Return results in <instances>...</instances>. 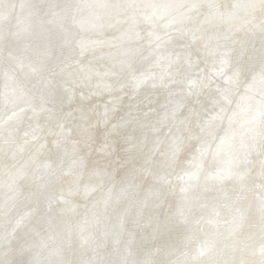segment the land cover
I'll return each instance as SVG.
<instances>
[{
	"label": "rangeland",
	"instance_id": "1",
	"mask_svg": "<svg viewBox=\"0 0 264 264\" xmlns=\"http://www.w3.org/2000/svg\"><path fill=\"white\" fill-rule=\"evenodd\" d=\"M156 1L157 0H118L117 4H109V6H111H107V10H105L106 12H104L99 17H96L98 18L96 28H94L95 24H92V28H86L87 30H74L77 33H74V31H72L73 34L71 40H69L68 42L66 41V43H61L63 48H68L69 45H76L71 53H69L60 62L46 65V67L42 71L35 73L34 75H28V73L22 70V68L18 67L15 63H12V58L8 57L7 54L4 53L0 55V71L2 68L3 71H5L13 81V85H6L3 89L0 90V92H8L12 96L13 100L24 96L23 99H26V104H28V108L20 113H11L15 108H17L19 102L12 107L0 110V264H75L76 261L74 260H77L78 262L80 258H83L81 260L83 264H95V262L97 264L98 261V264H108L109 262H112L109 264H114V262L116 264H166L168 260V264H175V261L176 264H186V262L189 264H196V262L197 264H218V260L220 262L219 264H222L223 262V264H264V161H262L264 160V36H262L264 35V0ZM83 2L84 3L82 4V6L85 4L89 5L93 3V0H89V3L88 0H84ZM225 2L227 4H225ZM146 4H149V8L146 7ZM40 5L42 4H39L38 6ZM153 5L155 8L152 7ZM25 6L29 7V4H26ZM227 6H229L231 9L229 7L227 8ZM241 6L244 8H242ZM250 6L252 9L250 8ZM37 7L33 8L32 11H25L22 14L23 18H29L31 13V16H34ZM98 7L99 6H97L95 10L96 15L98 13ZM141 7L146 9L143 10ZM135 8H137V10L139 11L137 12ZM53 10L54 8L49 6V9L44 15L45 21L48 19L50 12H52ZM126 10H128L129 12ZM249 10H251V13L249 12ZM231 11L235 13L233 14L232 12L231 14ZM105 13H107L106 17H104ZM127 13L129 15H127ZM158 14L160 15L157 18ZM45 16L47 17L46 19ZM71 18V14H66L60 19H57L52 24L53 27L50 26V28L52 27L53 29H55V31L64 29V32H69L71 27ZM219 21H221L222 23ZM58 22H60V24ZM130 22H132V24ZM118 23L120 24L118 25ZM212 24L215 27H213ZM108 27H111V31ZM50 28H47V30H50ZM258 29H260L261 31H258ZM45 31L46 30H44L43 33ZM115 34H117V36H115ZM42 36L43 34L42 32H40V34L38 33L33 38H30L31 41H26L27 43L25 42L23 44V47L27 48L25 50H29L30 48L31 50H33V48H35V46L37 45L36 42L38 43ZM73 36H75L76 39H74ZM241 37L246 38L241 39ZM165 38L169 40L166 46L154 49L153 45L159 43ZM249 38H251V42L248 41ZM203 40L205 41V43ZM193 45L195 47L199 46L200 48L191 47ZM77 46L78 50H76ZM192 48L195 51H193ZM240 50H242L244 53L242 51L240 53ZM252 50L253 53H251ZM260 50H262L261 53ZM183 52L185 53L182 54ZM160 57L161 61L154 60ZM235 57H237L238 60ZM250 57L252 58V60H247L251 59ZM29 59H31V62H34V56H32L31 54L29 56ZM198 60H200V62ZM207 60L208 63H206ZM227 60L228 62L230 61V64L227 62ZM259 60L261 62L263 61V63H261ZM201 61L205 62L202 63ZM92 62H95V64H92ZM127 63L129 64L128 66L130 68L128 66H125ZM195 63H197L198 65L196 66ZM253 63L257 64L254 65ZM89 64L92 67H90ZM224 64L225 67L221 74H217L216 70L221 69L220 66ZM232 64L236 66H233ZM115 65L117 66L114 67ZM143 65L145 66L143 67ZM214 67L216 69H214ZM236 67L239 69L242 75L237 71L238 69H236ZM258 67L259 70L257 71ZM95 68L96 71H94ZM174 68L176 70H174ZM178 68L182 71H180ZM248 68H250V70ZM191 69H193L194 71ZM241 70H243V72ZM251 70L254 72V74ZM101 71L103 75L101 74ZM120 71L122 73H120ZM115 72L117 75L115 74ZM118 73L120 75H118ZM235 73H239V75L236 74L238 77H236ZM132 74L134 76H132ZM193 74L196 76H194ZM92 75H94L95 77H93ZM127 75H129V77ZM123 76L126 78H124ZM227 78L229 79L227 80ZM132 80L134 81L132 82ZM235 80H237L236 82L237 85H239V90L237 89V85L235 86L236 83L234 84ZM145 82L147 84H144V86H142ZM244 82H246V85H244ZM138 86L141 87L139 88ZM219 87L221 88V90ZM231 91L233 92V94ZM221 92L225 93V96L221 94ZM181 93L182 95H180ZM234 93L236 94L234 95ZM247 93L251 94V96L254 98L256 96L257 100L260 99L257 104L259 105L258 111L260 113H258L257 116H259L260 119L258 120V118H256V122L254 124L255 127L253 126L254 128H244V126L241 125L242 118L245 116V113L243 112L241 107ZM228 95H230L231 97ZM221 96L223 97V100H221ZM240 99L242 100L240 101ZM227 100L230 106H227ZM173 106L175 107L171 113L169 120L160 124L158 127L157 125L159 124L158 121L160 119V116H167L168 111H170ZM231 106L232 108L230 109ZM225 109H227V111ZM4 117H7L8 121L10 122L3 123L2 119ZM221 119L224 122L220 121ZM234 120H236L235 123L233 122ZM227 122L230 125H228ZM219 124H221L222 126ZM215 125L217 128L214 127ZM218 126H221L220 129ZM221 128H224V131ZM236 128L237 131H235ZM238 128H240L241 130ZM247 130L250 131L247 132ZM211 133L212 135H214L212 136ZM220 133H223L224 135ZM257 135L260 136V138L262 136V139H260V143L258 139L255 140V137L259 138ZM250 136H253L252 138H254L252 139V144L254 140L256 142L258 141L257 143L254 142V144L257 145L256 149L255 147H253L251 151L252 153L250 151L246 152L248 146L239 150V145L243 143L244 140L251 138ZM223 142L226 144H224ZM234 142H238L239 144H235ZM219 145H222V147H219ZM199 147L202 148L200 149ZM260 147L262 150L260 149ZM191 149H193L194 151ZM257 149L259 153L261 151L262 152L260 154H257ZM223 152H225L224 156ZM233 153L238 154L233 155ZM260 155L261 157H259ZM232 156H234L235 160H237V166H240H236V171L235 173H233V177H229L226 174L224 175V173L226 172L223 171V168L226 160H229V158H232ZM15 161L18 163H16ZM192 162L194 163V165ZM191 164L192 167L190 169ZM42 166L44 167L43 169H41ZM246 166H249L251 170ZM195 167L196 170H194ZM256 169L258 170L257 172ZM252 172L254 173V175ZM201 176L203 178H201ZM187 181H193V184L188 187V190L192 191H188L187 194L190 195L189 197H191L190 199L192 200L194 205L192 206V208L185 212L186 205L181 204L180 197L182 195V188ZM239 181L240 183L242 182L243 185L242 183L240 184ZM199 182H201V184ZM154 185L155 187H153ZM194 185H197L195 186L196 188L194 187ZM198 186L200 188L197 189ZM205 186L207 187L206 189ZM201 187L204 188L201 189ZM160 188L162 190H160ZM251 188L255 189L252 190ZM159 190L162 193H160ZM150 192L152 193L150 194ZM195 192L198 194H196ZM157 193L159 195V198L157 197ZM120 197H122L123 200L122 198L120 199ZM140 197L142 199H140ZM249 197L251 198V200ZM148 200H150L151 202ZM166 201L169 202L171 207L168 202L167 204L165 203ZM174 201L176 202V204ZM93 202H95L94 205ZM117 202H120V204H118ZM140 202L141 206H138L140 205ZM148 202L151 205H149ZM177 202L179 203L177 204ZM108 204L110 206H108ZM173 204L175 205L173 206ZM206 204H208V206ZM258 206L261 208H259ZM107 207H111V209ZM139 207L141 208L139 209ZM154 207H156L157 210ZM209 207L211 208L209 209ZM145 208L147 209L145 210ZM152 208L154 210H152ZM176 208L179 210H177ZM118 209L120 211H117ZM86 210L88 211V213ZM198 210L200 213L198 212ZM170 211L172 213H170ZM160 212L165 216L161 215ZM146 213L149 216H146ZM175 213L181 215L185 213L184 215L187 218L183 216V219H181L179 222L172 223L170 222V219L173 215H175ZM233 213L236 215H234ZM116 214L118 216H116ZM257 214H259V216ZM150 215L153 219L150 217ZM83 217L84 219H86L84 220ZM161 222L163 224H161L160 226ZM72 225L75 226L72 227ZM175 226L177 228H175ZM74 227L76 228L74 229ZM169 228L172 230H170ZM83 229H85L86 231ZM159 230H161V232ZM105 232L107 233L105 234ZM258 233L260 235H258ZM158 234L160 236H158ZM261 234L263 235L261 236ZM36 235L38 236V238ZM62 235L63 237H61ZM46 237L48 238L46 239ZM132 237L134 238V240H132ZM33 238H37V241H33ZM50 238L53 239L51 240ZM55 238L56 240L58 239V242H56ZM261 239L263 240V243ZM43 241L48 244L45 245V242ZM155 241H157L156 244ZM197 241L200 243H198ZM81 242L82 244H80ZM55 243H57L58 246L60 245L61 247L63 246L64 248H66H63V250L61 249L63 254L60 253V255L55 256V258L51 260L53 263H50L51 261L49 262L44 254L46 249L45 246L48 248H52ZM117 243L119 244L117 246V249L121 248V250H124V252H118V250H114L113 244ZM134 243L136 244V246L134 245ZM205 244H208L209 246ZM98 248L100 250H98ZM130 250L131 252L129 253ZM64 251H66L67 253H64ZM131 253L134 257L131 255ZM226 253L227 257H225ZM74 254H78V257ZM193 254H195L196 256ZM198 254H200V256ZM183 255L185 256V258ZM155 256H157V259H155ZM172 257H174L175 259ZM189 257L191 259H189ZM213 257H216V259ZM151 258L152 260L155 259L153 260L155 262L150 260ZM199 258L200 260H198ZM134 259L136 260L134 261ZM145 259L148 261H146ZM162 260L165 261V263ZM213 260L217 261V263L215 261L213 262ZM234 261L237 262L235 263Z\"/></svg>",
	"mask_w": 264,
	"mask_h": 264
},
{
	"label": "water",
	"instance_id": "2",
	"mask_svg": "<svg viewBox=\"0 0 264 264\" xmlns=\"http://www.w3.org/2000/svg\"><path fill=\"white\" fill-rule=\"evenodd\" d=\"M0 0V55L7 54L8 57L12 58V63H15L18 67L22 68L28 75H34L42 71L46 65L57 63L62 61L69 53L73 51L76 45H69L68 48L62 46V42H68L72 38V31L73 30H84L86 28H91L90 25L95 24L97 27V19L102 15L105 10H107V6L109 4H117L118 0H93L92 4L83 5L84 0ZM29 4V7L25 6ZM51 6L54 8L48 19L46 21L41 22L40 27L37 30H32L31 25H27L26 21L34 22V18L31 13L28 20L23 19V13L25 11H32L33 8L37 7L39 4H44ZM99 4V5H96ZM96 5V6H95ZM25 6V7H24ZM98 8V14L96 15L95 10ZM149 4H146L148 7ZM142 8V7H141ZM104 9V11H103ZM146 9V8H142ZM51 11V10H50ZM66 14H71V27L69 32H64L63 30L55 31L52 27L50 30H47L57 19H60L62 16ZM160 14H158L157 18ZM107 16V13H105ZM47 17L45 16V19ZM39 19V18H38ZM77 22V23H76ZM26 23V24H25ZM25 25V26H24ZM33 25V24H32ZM110 25V24H109ZM22 26H24L22 28ZM83 26V28H82ZM43 36L41 37L40 41L37 43L33 50H25L26 48L23 47V44L28 41L30 38H33L38 33L43 32ZM168 39L165 38L159 43L153 45L154 49L162 48L166 46L168 43ZM78 50V46L77 49ZM30 54L34 56V62H31L29 59ZM155 60L161 61L160 58H156ZM1 63V62H0ZM127 63L125 66H128ZM221 69L216 70L217 74H221L223 71L225 64L221 66ZM159 69V68H157ZM161 70V69H159ZM139 76V75H138ZM147 84L146 82L143 83ZM6 85H13V81L11 77L3 71L1 68L0 71V90L3 89ZM0 92V110L6 109L16 105L18 102L17 108L14 109L11 113H20L25 111L28 108V104H26L27 100L23 99V97L17 98L13 100L12 96L8 92ZM251 100H255L254 102L258 104V100L251 96ZM212 103V101H211ZM247 104L248 107L251 105L250 102L243 100L242 102V110L245 113L244 117L249 116V111L247 112ZM177 105V104H176ZM175 106H173L170 111H168V115L165 117L160 116L158 121V127L160 124L169 120L171 113ZM255 108V107H254ZM10 114V113H9ZM8 114V115H9ZM243 117V118H244ZM242 122L241 125L248 128L254 126L255 123H250L249 121L245 120ZM251 121V120H250ZM2 122H10L8 121L7 117L2 119ZM249 124V125H248ZM247 144L241 143L239 146V150L247 147ZM253 149V147L251 148ZM252 151V150H251ZM250 151V152H251ZM230 167V170L227 171L226 167ZM237 160H235L234 156L226 160L224 164V168L226 174L229 177H233V173L236 171ZM44 167H42L43 169ZM193 184V181H187L182 188V195L180 197V202L183 205H186L185 212L188 211L193 206V202L190 199L188 192V187ZM188 196V197H187ZM211 207H209L210 209ZM185 214V213H184ZM184 215L175 214L171 217L170 222H179ZM235 227V225H234ZM233 229V228H232ZM118 244H114V250L118 252L121 251L117 249Z\"/></svg>",
	"mask_w": 264,
	"mask_h": 264
},
{
	"label": "bare ground",
	"instance_id": "3",
	"mask_svg": "<svg viewBox=\"0 0 264 264\" xmlns=\"http://www.w3.org/2000/svg\"><path fill=\"white\" fill-rule=\"evenodd\" d=\"M43 1H45V0H43ZM157 1H158V0H157ZM157 1H156V2H157ZM160 1H161V0H160ZM230 1H231V0H230ZM235 1H236V0H235ZM91 2H92V1H91ZM156 2H155V3H156ZM163 2H164V1H163ZM83 3H84V2H83ZM88 3H89V0H88ZM119 3H120V2H119ZM258 3H259V2H258ZM27 4H28V3H27ZM91 4H92V3H91ZM122 4H123V3H122ZM150 4H151V3H150ZM157 4H158V3H157ZM225 4H227V3L225 2ZM251 4H252V3H251ZM85 5H87V4H85ZM155 5H156V4H155ZM228 5H229V4H228ZM231 5H232V4H231ZM233 5H234V4H233ZM244 5H245V4H244ZM110 6H111V5H110ZM110 6L108 5V7H110ZM113 6H114V5H113ZM120 6H121V5H120ZM133 6H135V5H133ZM257 6H258V5H257ZM262 6H263V5H262ZM114 7H115V6H114ZM152 7H154V5H153ZM228 7H229V6H227V8H228ZM241 7H242V6H241ZM112 8H113V7H112ZM148 8H149V7H148ZM154 8H155V7H154ZM157 8H159V7H157ZM157 8H156V9H157ZM229 8H230V7H229ZM235 8H236V7H235ZM242 8H244V7H242ZM245 8H246V7H245ZM250 8H251V6H250ZM41 9H42V10H41ZM48 9H49V6H48V5H45V3L42 4V5H40V6H38V7L36 8V10H35V14H34V16H33V18H34V22L32 23V21H26L27 25H31L32 30H34V31L37 30V29L40 27V24H42L41 22L45 21V20H44V15H45V13H46V11H47ZM98 9H99V8H98ZM130 9H131V7H130ZM135 9L137 10V8H135ZM151 9H152V8H151ZM230 9H231V8H230ZM238 9H240V8H238ZM251 9H252V8H251ZM116 10H117V9H116ZM116 10H115V11H116ZM120 10H121V9H120ZM132 10H133V9H132ZM143 10H144V9H143ZM143 10H142V11H143ZM149 10H150V9H149ZM157 10H158V9H157ZM225 10H226V8H225ZM245 10H247V9H245ZM261 10H262V9H261ZM97 11H98V10H97ZM103 11H104V10H103ZM126 11H128V10H126ZM138 11H139V10H137V12H138ZM145 11H146V10H145ZM181 11H182V10H181ZM228 11H229V10H228ZM250 11H251V10H249V12H250ZM255 11H256V10H255ZM117 12H119V11H117ZM128 12H129V11H128ZM131 12H132V11H131ZM143 12H144V11H143ZM223 12H224V11H223ZM223 12H222V13H223ZM226 12H227V11H226ZM232 12H233V11H231V14H232ZM253 12H254V11H253ZM234 13H235V12H233V14H234ZM239 13H240V12H239ZM242 13H243V12H242ZM244 13H245V12H244ZM250 13H251V12H250ZM97 14H98V13H97ZM115 14H116V13H115ZM121 14H122V13H121ZM124 14H125V13H124ZM131 14H133V13H131ZM131 14H130V15H131ZM134 14H135V13H134ZM223 14H224V13H223ZM127 15H129V14L127 13ZM147 15H149V14H147ZM201 15H202V14H201ZM213 15H214V14H213ZM236 15H237V14H236ZM236 15H235V16H236ZM240 15H241V14H240ZM114 16H115V15H114ZM150 16H151V15H150ZM183 16H184V15H183ZM205 16H206V15H205ZM205 16H204V17H205ZM221 16H222V14H221ZM235 16H234V17H235ZM237 16H238V15H237ZM242 16H243V15H242ZM257 16H258V14H257ZM67 17H68V16H67ZM104 17H106V16H104ZM130 17H131V16H130ZM148 17H149V16H148ZM186 17H187V15H186ZM211 17H212V16H211ZM213 17H214V16H213ZM38 18H39V19H38ZM139 18H140V17H139ZM141 18H142V17H141ZM143 18H144V17H143ZM214 18H215V17H214ZM220 18H221V17H220ZM224 18H225V17H224ZM257 18H258V17H257ZM23 19L28 20V18H23ZM107 19H108V17H107ZM127 19H128V18H127ZM130 19H133V18H130ZM210 19H211V18H210ZM212 19H213V18H212ZM218 19H219V18H218ZM231 19H232V18H231ZM244 19H245V18H244ZM255 19H256V18H255ZM112 20H113V19H112ZM208 20H209V19H208ZM233 20H234V19H233ZM235 20H236V19H235ZM246 20H247V19H246ZM70 21H71V20H70ZM70 21H69V22H70ZM109 21H110V20H109ZM136 21H137V20H136ZM138 21H139V20H138ZM185 21H186V20H185ZM211 21H212V20H211ZM247 21H248V20H247ZM140 22H141V21H140ZM207 22H208V21H207ZM215 22H216V21H215ZM219 22H221V21H219ZM258 22H259V21H258ZM26 23H25V24H26ZM58 23L60 24V22H58ZM76 23H77V22H76ZM107 23H110V22H107ZM111 23H112V22H111ZM130 23L132 24V22H130ZM130 23H129V24H130ZM133 23H134V22H133ZM137 23H138V22H137ZM137 23H136V24H137ZM141 23H142V22H141ZM221 23H222V22H221ZM223 23H224V21H223ZM246 23H247V22H246ZM248 23H249V22H248ZM32 24H33V25H32ZM66 24H67V23H66ZM105 24H106V23H105ZM119 24H120V23H118V25H119ZM139 24H140V23H139ZM144 24H145V23H144ZM195 24H196V23H195ZM219 24H220V23H219ZM235 24H236V23H235ZM54 25H55V24H54ZM61 25H62V24H61ZM68 25H69V24H68ZM118 25H117V26H118ZM142 25H143V24H142ZM212 25H213V24H212ZM212 25H211V26H212ZM223 25H224V24H223ZM262 25H263V24H262ZM24 26H25V25H24ZM24 26H23V27H24ZM51 26H52V25H51ZM65 26H66V25H65ZM91 26H92V25H91ZM106 26H107V25H106ZM137 26H138V25H137ZM234 26H235V25H234ZM244 26H245V25H244ZM244 26H243V27H244ZM263 26H264V25H263ZM52 27H53V26H52ZM63 27H64V26H63ZM69 27H70V26H69ZM94 27H95V26H94ZM130 27H131V26H130ZM141 27H142V26H141ZM189 27H190V26H189ZM213 27H215V26L213 25ZM221 27H222V26H221ZM241 27H242V26H241ZM49 28H50V27H49ZM49 28H48V29H49ZM54 28H55V27H54ZM56 28H57V26H56ZM91 28H92V27H91ZM108 28H110V31H111V27H108ZM117 28H118V27H117ZM128 28H129V27H128ZM251 28H252V27H251ZM260 28H261V26H260ZM65 29H66V28H65ZM68 29H69V28H68ZM119 29H120V28H119ZM188 29H189V28H188ZM214 29H215V28H214ZM221 29H222V28H221ZM263 29H264V28H263ZM57 30H58V29H57ZM63 30H64V29H63ZM86 30H87V29H86ZM93 30H94V29H93ZM122 30H123V29H122ZM124 30H125V29H124ZM138 30H140V29H138ZM245 30H246V28H245ZM252 30H253V29H252ZM252 30H250V31H252ZM255 30H256V29H255ZM259 30H260V29H258V31H259ZM73 31H74V30H73ZM77 31H78V30H77ZM98 31H99V30H98ZM113 31H114V30H113ZM117 31H118V30H117ZM125 31H126V30H125ZM142 31H144V30H142ZM177 31H178V30H177ZM217 31H218V27H217ZM241 31H242V30H241ZM256 31H257V30H256ZM260 31H261V30H260ZM104 32H105V31H104ZM104 32H103V33H104ZM126 32H127V31H126ZM128 32H129V31H128ZM210 32H211V30H210ZM212 32H214V31H212ZM239 32H240V31H239ZM242 32H243V31H242ZM44 33H45V32H44ZM74 33H77V32L74 31ZM95 33H96V32H95ZM97 33H98V32H97ZM99 33H100V32H99ZM121 33H122V32H121ZM123 33H124V32H123ZM131 33H132V31H131ZM144 33H145V32H144ZM215 33H216V32H215ZM235 33H236V32H235ZM240 33H241V32H240ZM240 33H239V34H240ZM39 34H40V33H39ZM42 34H43V32H42ZM136 34H137V33H136ZM209 34H210V33H209ZM216 34H217V33H216ZM245 34H246V33H245ZM245 34H244V35H245ZM252 34H253V33H252ZM261 34H262V33H261ZM179 35H180V34H179ZM179 35H178V36H179ZM210 35H211V34H210ZM213 35H214V34H213ZM218 35H219V34H218ZM244 35H243V36H244ZM248 35H249V34H248ZM87 36H88V35H87ZM115 36H117V34H115ZM178 36H177V37H178ZM235 36H236V35H235ZM252 36H253V35H252ZM256 36H257V35H256ZM262 36H264V35H262ZM77 37H78V36H77ZM104 37H105V36H104ZM144 37H145V36H144ZM180 37H181V36H180ZM209 37H211V36H209ZM239 37H240V36H239ZM239 37H238V38H239ZM250 37H251V36H250ZM36 38H37V37H36ZM73 38L76 39L75 36H73ZM94 38H95V37H94ZM110 38H111V37H110ZM136 38H137V37H136ZM238 38H236V39H238ZM242 38H246V37H241V39H242ZM247 38H248V36H247ZM115 39H116V38H115ZM201 39H202V38H201ZM231 39H232V38H231ZM250 39H251V38H249L248 41L251 42ZM252 39H253V38H252ZM29 40H30V39H29ZM33 40H34V39H33ZM100 40H101V39H100ZM126 40H128V39H126ZM135 40H136V39H135ZM173 40H175V39H173ZM207 40H208V39H207ZM209 40H210V39H209ZM244 40H245V39H244ZM260 40H261V38H260ZM30 41H31V40H30ZM30 41H29V42H30ZM37 41H38V40H37ZM118 41H119V40H118ZM200 41H202V40H200ZM200 41H199V42H200ZM203 41H204V40H203ZM216 41H217V40H216ZM234 41H235V40H234ZM236 41H237V40H236ZM73 42H74V41H73ZM76 42H77V41H76ZM212 42H213V41H212ZM246 42H247V39H246ZM246 42H245V43H246ZM26 43H27V42H26ZM31 43H32V42H31ZM65 43H66V42H65ZM74 43H75V42H74ZM84 43H85V42H84ZM102 43H103V42H102ZM110 43H111V42H110ZM174 43H175V42H174ZM190 43H191V42H190ZM190 43H189V44H190ZM197 43H198V42H197ZM204 43H205V41H204ZM208 43H209V42H208ZM245 43H244V45H245ZM263 43H264V42H263ZM32 44H33V43H32ZM36 44H37V42H36ZM106 44H107V43H106ZM131 44H132V43H131ZM171 44H172V42H171ZM191 44H192V43H191ZM193 44H194V43H193ZM195 44H196V43H195ZM206 44H207V42H206ZM239 44H241V43H239ZM25 45H26V44H25ZM25 45H24V46H25ZM33 45H34V44H33ZM33 45H32V46H33ZM66 45H67V44H66ZM104 45H105V44H104ZM114 45H116V44H114ZM127 45H128V44H127ZM144 45H145V44H144ZM214 45H215V43H214ZM218 45H219V44H218ZM231 45H233V44H231ZM236 45H237V44H236ZM236 45H234V46H236ZM244 45H243V46H244ZM79 46H80V45H79ZM145 46H146V45H145ZM239 46H240V45H239ZM243 46H242V47H243ZM251 46H253V45H251ZM251 46H250V47H251ZM260 46H261V45H260ZM29 47H30V46H29ZM191 47H195V46L193 45V46H191ZM196 47L200 48L199 46H196ZM196 47H195V48H196ZM213 47H214V46H213ZM220 47H222V46H220ZM256 47H257V46H256ZM256 47H255V48H256ZM263 47H264V45H263ZM113 48H114V47H113ZM121 48H122V47H121ZM132 48H133V47H132ZM217 48H218V47H217ZM232 48H233V47H232ZM244 48H245V47H244ZM248 48H249V47H248ZM258 48H259V47H258ZM261 48H262V47H261ZM26 49H27V48H26ZM30 49H31V48H30ZM105 49H106V48H105ZM150 49H151V48H150ZM184 49H185V48H184ZM192 49H193V48H192ZM207 49H208V47H207ZM213 49H214V48H213ZM256 49H257V48H256ZM199 50H200V49H199ZM203 50H204V47H203ZM225 50H226V49H225ZM235 50H236V49H235ZM238 50H239V49H238ZM243 50H245V49H243ZM248 50H250V49H248ZM248 50H247V51H248ZM253 50H254V49H253ZM253 50H252L251 53H253ZM257 50H258V49H257ZM257 50H255V51H257ZM262 50H263V49H262ZM262 50H260V53H261ZM180 51H181V50H180ZM193 51H195V50L193 49ZM193 51H192V52H193ZM207 51H208V50H207ZM241 51H242V50H240V53H241ZM247 51H246V52H247ZM113 52H114V51H113ZM122 52H123V51H122ZM158 52H159V51H158ZM189 52H191V51H189ZM198 52H199V51H198ZM242 52H243V51H242ZM258 52H259V51H258ZM170 53H171V52H170ZM184 53H185V52H183L182 54H184ZM203 53H204V52H203ZM232 53H233V52H232ZM243 53H244V52H243ZM243 53H242V54H243ZM249 53H250V52H249ZM255 53H257V52H255ZM119 54H120V53H119ZM119 54H118V55H119ZM179 54H180V53H179ZM189 54H191V53H189ZM199 54H200V53H199ZM209 54H210V52H209ZM235 54H237V53H235ZM238 54H239V53H238ZM258 54H259V53H258ZM114 55H115V53H114ZM126 55H127V53H126ZM128 55H129V54H128ZM142 55H143V54H142ZM145 55H146V53H145ZM187 55H188V54H187ZM246 55H247V53H246ZM249 55H250V54H249ZM249 55H248V56H249ZM251 55H253V54H251ZM254 55H255V54H254ZM3 56H4V55H3ZM160 56H161V55H160ZM188 56H189V55H188ZM191 56H193V55H191ZM201 56H202V55H201ZM203 56H204V54H203ZM209 56H210V55H209ZM239 56H240V55H239ZM242 56H243V55H242ZM90 57H91V56H90ZM112 57H113V56H112ZM119 57H120V56H119ZM199 57H200V56H199ZM211 57H212V56H211ZM232 57H233V56H232ZM255 57H256V56H255ZM257 57H258V56H257ZM68 58H69V57H68ZM74 58H75V57H74ZM88 58H89V57H88ZM109 58H110V57H109ZM120 58H121V57H120ZM131 58H132V57H131ZM138 58H139V57H138ZM205 58H208V57H205ZM220 58H221V57H220ZM227 58H228V57H227ZM235 58L237 59V57H235ZM241 58H242V57H241ZM246 58H247V57H246ZM246 58H245V59H246ZM250 58H251V57H250ZM113 59H114V58H113ZM118 59H119V58H118ZM125 59H126V58H125ZM189 59H191V58H189ZM196 59H197V58H196ZM198 59H199V58H198ZM210 59H211V58H210ZM210 59H208V60H210ZM231 59H232V58H231ZM255 59H256V58H255ZM257 59H258V58H257ZM260 59H261V58H260ZM1 60H2V59H1ZM79 60H80V59H79ZM116 60H117V59H116ZM130 60H131V59H130ZM137 60H138V59H137ZM148 60H150V59H148ZM154 60H155V59H154ZM200 60H201V59H200ZM200 60H198V61L200 62ZM208 60H207L206 63H208ZM221 60H222V59H221ZM237 60H238V59H237ZM239 60H240V58H239ZM247 60L250 61V60H252V58H251V59H247ZM123 61H124V60H123ZM212 61H213V60H212ZM235 61H236V60H235ZM235 61H234V62H235ZM241 61H242V60H241ZM259 61H260V60H259ZM7 62H8V61H7ZM89 62H90V60H89ZM105 62H106V61H105ZM108 62H109V61H108ZM116 62H117V61H116ZM133 62H134V61H133ZM140 62H141V61H140ZM190 62H191V61H190ZM194 62H195V60H194ZM201 62H202V61H201ZM204 62H205V61H204ZM204 62H202V63H204ZM227 62H228V60H227ZM227 62H226V63H227ZM234 62H233V64H234ZM242 62H243V61H242ZM244 62H245V61H244ZM260 62H261V61H260ZM8 63H9V62H8ZM114 63H115V62H114ZM129 63H130V62H129ZM136 63H137V62H136ZM142 63H143V61H142ZM174 63H175V62H174ZM188 63H189V62H188ZM191 63H192V62H191ZM226 63H225V64H226ZM228 63L230 64V61H229ZM247 63H248V61H247ZM250 63H251V62H250ZM261 63H263V61H262ZM52 64H53V63H52ZM81 64H82V63H81ZM86 64H87V63H86ZM90 64H91V63H90ZM90 64H89V65H90ZM92 64H95V62H94V63L92 62ZM92 64H91V65H92ZM167 64H168V63H167ZM175 64H176V63H175ZM185 64H186V63H185ZM189 64H190V63H189ZM192 64H193V63H192ZM195 64H196V66L198 65L197 63H195ZM215 64H216V62H215ZM217 64H218V63H217ZM219 64H220V63H219ZM233 64H232V65H233ZM237 64H238V63H237ZM253 64H254V63H253ZM255 64H257V63H255ZM255 64H254V65H255ZM263 64H264V63H263ZM91 65H90V67H92ZM111 65H112V64H111ZM111 65H110V66H111ZM156 65H157V64H156ZM171 65H172V63H171ZM204 65H205V64H204ZM246 65H247V64H246ZM249 65H250V64H249ZM258 65H259V64H258ZM56 66H57V65H56ZM101 66H102V64H101ZM105 66H106V65H105ZM110 66H109V67H110ZM112 66H113V65H112ZM116 66H117V65H115L114 67H116ZM120 66H121V64H120ZM137 66H138V65H137ZM144 66H145V65H143V67H144ZM174 66H175V65H174ZM181 66H182V65H181ZM183 66H184V65H183ZM190 66H191V65H190ZM196 66H195V67H196ZM215 66H216V65H215ZM233 66H236V65H233ZM238 66H239V65H238ZM238 66H237V67H238ZM90 67H89V68H90ZM128 67H129V66H128ZM141 67H142V66H141ZM168 67H169V66H168ZM187 67H188V65H187ZM187 67H186V69H187ZM191 67H192V66H191ZM198 67H199V66H198ZM220 67H221V66H220ZM230 67H231V66H230ZM237 67H236V69H238ZM246 67H247V66H246ZM250 67H251V66H250ZM256 67H257V66H256ZM77 68H78V66H77ZM89 68H88V70H89ZM106 68H108V67H106ZM129 68H130V67H129ZM133 68H134V67H133ZM147 68H148V67H147ZM169 68H170V67H169ZM209 68H210V66H209ZM221 68H222V67H221ZM228 68H229V66H228ZM240 68H241V66H240ZM251 68H252V67H251ZM10 69H11V68H10ZM48 69H49V68H48ZM102 69H103V68H102ZM104 69H105V68H104ZM118 69H119V68H118ZM131 69H132V68H131ZM165 69H166V68H165ZM178 69H179V68H178ZM181 69H183V68H181ZM214 69H216V68L214 67ZM248 69L250 70V68H248ZM248 69H247V70H248ZM255 69H257V68H255ZM74 70H75V69H74ZM86 70H87V69H86ZM128 70H129V69H128ZM136 70H137V69H136ZM140 70H141V69H140ZM145 70H146V69H145ZM174 70H176V69L174 68ZM174 70H173V71H174ZM179 70H180V69H179ZM191 70H193V69H191ZM209 70H210V69H209ZM229 70H230V69H229ZM234 70H235V69H234ZM247 70H246V71H247ZM258 70H259V67H258L257 71H258ZM58 71H59V70H58ZM94 71H96V68H95ZM99 71H100V70H99ZM116 71H117V70H116ZM126 71H127V70H126ZM126 71H125V72H126ZM130 71H131V70H130ZM132 71H133V70H132ZM158 71H159V70H158ZM165 71H166V70H165ZM180 71H182V70H180ZM193 71H194V70H193ZM237 71L240 73L239 69H238ZM241 71L243 72V70H241ZM251 71H252V70H251ZM251 71H250V72H251ZM70 72H71V71H70ZM78 72H79V71H78ZM105 72H106V71H105ZM110 72H111V71H110ZM113 72H114V71H113ZM117 72H118V71H117ZM186 72H187V71H186ZM189 72H190V71H189ZM191 72H192V71H191ZM196 72H197V71H196ZM211 72H212V71H211ZM214 72H215V70H214ZM230 72H231V71H230ZM252 72H253V71H252ZM120 73H122V72L120 71ZM131 73H132V72H131ZM135 73H136V71H135ZM135 73H133V74H135ZM152 73H153V72H152ZM178 73H179V72H178ZM180 73H181V72H180ZM231 73H232V72H231ZM231 73H230V74H231ZM239 73H238V74L235 73V75H236V74L239 75ZM247 73H248V72H247ZM53 74H54V73H53ZM76 74H79V73H76ZM91 74H92V73H91ZM98 74H99V73H98ZM101 74H102V71H101ZM115 74H116V72H115ZM128 74H129V72H128ZM133 74H132V76H134ZM140 74H141V73H140ZM144 74H145V73H144ZM169 74H170V73H169ZM181 74H182V73H181ZM194 74H195V73H194ZM194 74H193V75H194ZM206 74H207V73H206ZM208 74H209V73H208ZM225 74H226V73H225ZM227 74H228V72H227ZM240 74H241V73H240ZM253 74H254V72H253ZM260 74H261V73H260ZM13 75H14V74H13ZM67 75H68V74H67ZM71 75H72V74H71ZM89 75H90V74H89ZM102 75H103V74H102ZM102 75H101V76H102ZM104 75H106V74H104ZM111 75H112V74H111ZM116 75H117V74H116ZM118 75H120V74L118 73ZM233 75H234V74H233ZM237 75H236V77H238ZM241 75H242V74H241ZM241 75H240V76H241ZM243 75H244V73H243ZM256 75H257V73H256ZM68 76H69V75H68ZM82 76H84V75H82ZM85 76H86V75H85ZM92 76L95 77L94 75H92ZM97 76H99V75H97ZM121 76H122V74H121ZM127 76L129 77V75H127ZM167 76H168V73H167ZM170 76H171V75H170ZM181 76H182V75H181ZM194 76H196V75H194ZM247 76H248V75H247ZM251 76H252V74H251ZM46 77H47V76H46ZM75 77H76V76H75ZM78 77H79V76H78ZM93 77H92V78H93ZM109 77H110V75H109ZM123 77H124V76H123ZM190 77H193V76H190ZM39 78H40V77H39ZM92 78H91V79H92ZM106 78H107V77H106ZM124 78H126V77H124ZM133 78H134V77H133ZM145 78H146V77H145ZM198 78H199V77H198ZM229 78H230V77H229ZM229 78H227V80H228ZM248 78H249V77H248ZM257 78H258V77H257ZM262 78H263V77H262ZM58 79H59V78H58ZM58 79H57V80H58ZM88 79H89V78H88ZM114 79H115V77H114ZM190 79H191V78H190ZM204 79H205V78H204ZM207 79H208V78H207ZM231 79H232V78H231ZM233 79H234V78H233ZM235 79H236V78H235ZM244 79H245V78H244ZM244 79H243V80H244ZM52 80H53V79H52ZM57 80H56V81H57ZM121 80H123V79H121ZM135 80H136V79H135ZM147 80H148V79H147ZM180 80H181V79H180ZM191 80H192V79H191ZM194 80H196V79H194ZM205 80H206V79H205ZM227 80H226V81H227ZM248 80H251V79H248ZM255 80H256V78H255ZM106 81H107V80H106ZM129 81H130V80H129ZM133 81H134V80H132V82H133ZM136 81H137V80H136ZM233 81H234V80H233ZM233 81H232V82H233ZM236 81H237V80H235V82H234V84L236 83L235 86L237 85V82H236ZM262 81H263V80H262ZM18 82H19V81H18ZM60 82H61V81H60ZM124 82H125V81H124ZM132 82H131V83H132ZM192 82H193V81H192ZM232 82H231V83H232ZM251 82H253V81H251ZM102 83H103V80H102ZM222 83H224V82H222ZM245 83H246V82H244V85H246ZM247 83H248V82H247ZM261 83H262V82H261ZM263 83H264V82H263ZM44 84H45V83H44ZM51 84H52V83H51ZM91 84H92V82H91ZM93 84H94V82H93ZM96 84H97V83H96ZM113 84H114V83H113ZM193 84H194V83H193ZM212 84H213V83H212ZM218 84H219V82H218ZM220 84H221V83H220ZM242 84H243V82H242ZM100 85H101V84H100ZM102 85H103V84H102ZM126 85H127V84H126ZM224 85H225V84H224ZM240 85H241V83H240ZM63 86H64V85H63ZM95 86H96V85H95ZM109 86H110V85H109ZM219 86H220V85H219ZM229 86H230V85H229ZM231 86H232V85H231ZM238 86H239V85H237V89H238ZM242 86H243V85H242ZM105 87H106V86H105ZM138 87H139V86H138ZM140 87H141V86H140ZM140 87H139V88H140ZM213 87H214V86H213ZM224 87H225V86H224ZM224 87H223V88H224ZM227 87H228V86H227ZM243 87H244V86H243ZM14 88H15V87H14ZM39 88H40V87H39ZM98 88H99V86H98ZM142 88H143V87H142ZM149 88H150V87H149ZM201 88H202V87H201ZM219 88H220V87H219ZM221 88H222V86H221ZM221 88H220V90H221ZM228 88H229V87H228ZM240 88H241V87H240ZM244 88H245V87H244ZM19 89H20V87H19ZM34 89H35V88H34ZM101 89H102V88H101ZM107 89H108V88H107ZM118 89H119V88H118ZM181 89H182V88H181ZM231 89H233V88H231ZM234 89H235V88H234ZM242 89H243V88H242ZM242 89H241V90H242ZM98 90H99V89H98ZM143 90H144V88H143ZM215 90H216V87H215ZM217 90H218V89H217ZM238 90H239V89H238ZM238 90H236V91H238ZM243 90H244V89H243ZM257 90H258V89H257ZM262 90H263V89H262ZM36 91H37V90H36ZM95 91H96V90H95ZM127 91H128V90H127ZM144 91H145V90H144ZM180 91H181V90H180ZM207 91H208V90H207ZM259 91H260V90H259ZM93 92H94V91H93ZM136 92H137V91H136ZM217 92H218V91H217ZM229 92H230V91H229ZM231 92H232V91H231ZM247 92H248V91H247ZM249 92H250V91H249ZM257 92H258V91H257ZM22 93H23V92H22ZM90 93H91V92H90ZM199 93H200V92H199ZM215 93H216V92H215ZM259 93H260V92H259ZM87 94H88V93H87ZM139 94H140V93H139ZM200 94H201V93H200ZM221 94L224 95L225 93L221 92ZM232 94H233V92H232ZM232 94H231V95H232ZM235 94H236V93H234V95H235ZM254 94H255V93H254ZM119 95H120V94H119ZM180 95H182V93H181ZM210 95H211V94H210ZM240 95H241V94H240ZM256 95H257V94H256ZM96 96H97V95H96ZM171 96H172V95H171ZM203 96H204V95H203ZM224 96H225V95H224ZM228 96H230V95H228ZM262 96H263V95H262ZM90 97H91V96H90ZM206 97H207V95H206ZM230 97H231V96H230ZM258 97H259V96H258ZM111 98H112V97H111ZM218 98H219V97H218ZM221 98H222L221 100H223V97H222V96H221ZM233 98H234V97H233ZM255 98H256V96H255ZM255 98H254V99H255ZM244 99H245L247 102H250L251 105L248 107V104H247V112L249 111V116H248V117H244V118H243V121H244V119H245V120L249 121L250 123H255V122H256V118H258V120L260 119V117L257 116V114L259 113V111H258L259 105H257V103L254 102L255 100H251V97H250V94H249V93H247V94L245 95V98H244ZM189 100H190V99H189ZM241 100H242V99H240V101H241ZM259 100H260V99H259ZM259 100H258V101H259ZM262 100H263V99H262ZM100 101H101V100H100ZM192 101H193V100H192ZM223 102H224V101H223ZM227 103H228L227 106H230L228 100H227ZM231 103H232V102H231ZM183 104H184V102H183ZM188 104H189V103H188ZM186 105H187V104H186ZM234 105H235V104H234ZM126 106H127V105H126ZM166 106H167V105H166ZM207 106H208V105H207ZM124 107H125V106H124ZM254 107H255V108H254ZM98 108H99V107H98ZM225 108H226V104H225ZM231 108H232V106L230 107V109H231ZM237 108H238V107H237ZM227 109H228V108H227ZM227 109H225V110L227 111ZM241 109H242V107H241ZM235 110H236V109H235ZM261 111H262V109H261ZM213 112H214V111H213ZM44 113H45V112H44ZM124 113H125V112H124ZM219 113H220V112H219ZM223 113H224V112H223ZM234 113H235V112H234ZM261 113H262V112H261ZM215 114H216V113H215ZM259 114H260V113H259ZM217 115H218V114H217ZM51 116H52V115H51ZM98 116H99V115H98ZM104 116H105V115H104ZM126 116H127V115H126ZM223 116H224V115H223ZM225 116H226V115H225ZM232 116H233V115H232ZM243 116H244V115H243ZM263 116H264V115H263ZM263 116H261V117H263ZM40 117H41V116H40ZM114 117H115V116H114ZM114 117H113V118H114ZM45 118H46V117H45ZM234 118H235V117H234ZM238 118H239V117H238ZM94 119H95V118H94ZM154 119H155V118H154ZM182 119H183V118H182ZM185 119H186V117H185ZM199 119H200V118H199ZM223 119H224V118H223ZM113 120H114V119H113ZM192 120H193V119H192ZM224 120H225V119H224ZM226 120H227V119H226ZM240 120H241V119H240ZM250 120H251V121H250ZM263 120H264V119H263ZM182 121H183V120H182ZM203 121H204V120H203ZM220 121H223V120L221 119ZM235 121H236V120H234L233 122L235 123ZM223 122H224V121H223ZM237 122H238V120H237ZM260 122H261V121H260ZM25 123H26V122H25ZM42 123H43V122H42ZM93 123H94V122H93ZM189 123H190V121H189ZM192 123H193V122H192ZM195 123H196V122H195ZM197 123H198V122H197ZM231 123H232V122H231ZM257 123H258V121H257ZM198 124H199V123H198ZM227 124H228V122H227ZM238 124H239V122H238ZM25 125H26V124H25ZM38 125H39V124H38ZM45 125H46V124H45ZM121 125H123V124H121ZM121 125H120V126H121ZM125 125H126V124H125ZM192 125H193V124H192ZM219 125H221V124H219ZM228 125H230V124H228ZM233 125H234V124H233ZM236 125H237V124H236ZM248 125H249V124H248ZM260 125H261V124H260ZM260 125H259V127H260ZM262 125H263V124H262ZM32 126H33V125H32ZM110 126H111V125H110ZM179 126H180V125H179ZM221 126H222V125H221ZM221 126H220V127H221ZM19 127H21V126H19ZM29 127H30V126H29ZM105 127H106V126H105ZM165 127H166V126H165ZM211 127H212V126H211ZM211 127H210V128H211ZM214 127H216V125H215ZM218 127H219V126H218ZM220 127H219V129H220ZM254 127H255V125H254ZM254 127H253V128H254ZM256 127H258V126H256ZM23 128H24V127H23ZM44 128H45V127H44ZM94 128H95V127H94ZM123 128H124V127H123ZM156 128H157V127H156ZM156 128H155V129H156ZM216 128H217V127H216ZM232 128H233V127H232ZM37 129H38V128H37ZM45 129H46V128H45ZM165 129H166V128H165ZM204 129H205V128H204ZM219 129H218V130H219ZM221 129L223 130L224 128H221ZM238 129H240V128H238ZM260 129H261V128H260ZM42 130H43V129H42ZM103 130H104V129H103ZM108 130H109V129H108ZM114 130H115V129H114ZM147 130H148V129H147ZM147 130H146V131H147ZM150 130H151V129H150ZM169 130H170V129H169ZM176 130H177V129H176ZM208 130H210V129H208ZM233 130H234V129H233ZM233 130H232V131H233ZM240 130H241V129H240ZM242 130H243V129H242ZM254 130H256V129H254ZM128 131H129V130H128ZM211 131H212V129H211ZM214 131H215V130H214ZM214 131H213V132H214ZM219 131H220V130H219ZM223 131H224V130H223ZM235 131H237V128H236ZM249 131H250V130H249ZM249 131L247 130V132H249ZM251 131H252V130H251ZM262 131H263V130H262ZM105 132H106V131H105ZM147 132H148V131H147ZM150 132H151V131H150ZM195 132H196V131H195ZM202 132H203V131H202ZM228 132H229V131H228ZM228 132H227V133H228ZM240 132H241V131H240ZM254 132H255V131H254ZM263 132H264V131H263ZM151 133H152V132H151ZM173 133H174V132H173ZM199 133H201V132H199ZM218 133H219V132H218ZM218 133H216V134H218ZM224 133H225V132H224ZM255 133H256V132H255ZM255 133H254V135H255ZM257 133H258V131H257ZM122 134H123V133H122ZM220 134H223V133H220ZM242 134H243V133H242ZM244 134H245V133H244ZM263 134H264V133H263ZM181 135H182V134H181ZM196 135H197V134H196ZM211 135H212V133H211ZM213 135H214V134H213ZM213 135H212V136H213ZM223 135H224V134H223ZM228 135H229V134H228ZM234 135H235V134H234ZM157 136H158V135H157ZM215 136H217V135H215ZM215 136H214V137H215ZM218 136H220V135H218ZM225 136H226V134H225ZM257 136H258V135H257ZM142 137H143V136H142ZM150 137H151V136H150ZM228 137H230V136H228ZM239 137H240V135H239ZM239 137H238V138H239ZM247 137H248V136H247ZM247 137H246V138H247ZM250 137H251V136H250ZM252 137H253V136H252ZM252 137H251V138H248L247 140H244V142H243V145H244V144H247V145H248V148H247V151H246V152L251 151V150H252V149H251L252 147H255V149H256V146H257V145L254 144V142H256L255 140L258 139V140H259V143H260V139H262V136H261V138H260V136H258L259 138L255 137V140L253 141V144L255 145V146H254V145L252 144V139H254V138H252ZM178 138H179V137H178ZM215 138H216V137H215ZM238 138H237V139H238ZM43 139H44V138H43ZM148 139H149V138H148ZM216 139H217V138H216ZM139 140H140V139H139ZM163 140H164V139H163ZM178 140H179V139H178ZM200 140H201V139H200ZM208 140H209V139H208ZM217 140H218V139H217ZM239 140H240V139H239ZM151 141H152V140H151ZM214 141H215V139H214ZM67 142H68V141H67ZM178 142H180V141H178ZM209 142H210V141H209ZM212 142H213V141H212ZM228 142H229V141H228ZM230 142H231V141H230ZM257 142H258V141H257ZM257 142H256V143H257ZM263 142H264V141H263ZM198 143H199V142H198ZM201 143H202V142H201ZM215 143H217V142H215ZM218 143H219V142H218ZM223 143H224V142H223ZM234 143H235V142H234ZM236 143H238V142H236ZM236 143H235V144H236ZM240 143H241V141H240ZM259 143H258V144H259ZM152 144H153V143H152ZM199 144H200V143H199ZM203 144H204V143H203ZM210 144H211V143H210ZM224 144H226V143H224ZM238 144H239V143H238ZM261 144H262V142H261ZM36 145H37V144H36ZM67 145H68V144H67ZM183 145H184V144H183ZM222 145H223V144H222ZM222 145H221V146L219 145V147H222ZM252 145H253V146H252ZM259 145H260V144H259ZM14 146H16V145H14ZM94 146H95V145H94ZM141 146H142V145H141ZM171 146H172V145H171ZM239 146H240V145H239ZM251 146H252V147H251ZM263 146H264V145H263ZM92 147H93V146H92ZM193 147H195V146H193ZM225 147H226V146H225ZM258 147H259V146H258ZM171 148H172V147H171ZM189 148H190V147H189ZM199 148H200V147H199ZM201 148H202V147H201ZM201 148H200V149H201ZM143 149H145V148H143ZM177 149H178V148H177ZM197 149H198V148H197ZM217 149H218V146H217ZM235 149H236V148H235ZM260 149H261V147H260ZM184 150H185V149H184ZM191 150H193V149H191ZM191 150H190V151H191ZM222 150H223V148H222ZM261 150H262V149H261ZM40 151H41V150H40ZM165 151H166V150H165ZM185 151H186V150H185ZM193 151H194V150H193ZM224 151H225V150H224ZM236 151H237V150H236ZM257 151H258V149H257ZM21 152H22V151H21ZM67 152H68V151H67ZM67 152H66V153H67ZM71 152H72V151H71ZM74 152H75V151H74ZM88 152H89V151H88ZM238 152H239V151H238ZM261 152H262V151H261ZM261 152H260V153H261ZM162 153H163V152H162ZM172 153H173V152H172ZM209 153H210V152H209ZM241 153H242V152H241ZM251 153H252V152H251ZM251 153H250V154H251ZM258 153H259V151L257 152V154H258ZM260 153H259V154H260ZM19 154H21V153H19ZM50 154H51V153H50ZM67 154H68V153H67ZM75 154H76V153H75ZM190 154H191V153H190ZM193 154H194V153H193ZM224 154H225V152H223V156H224ZM234 154H235V153H233V155H234ZM236 154H238V153H236ZM236 154H235V155H236ZM239 154H240V153H239ZM254 154H255V153H254ZM58 155H59V154H58ZM217 155H218V154H217ZM221 155H222V154H221ZM244 155H245V153H244ZM56 156H57V155H56ZM172 156H173V155H172ZM190 156H191V155H190ZM190 156H189V157H190ZM198 156H199V155H198ZM200 156H201V155H200ZM251 156H253V155H251ZM251 156H249V157H251ZM256 156H257V155H256ZM263 156H264V155H263ZM263 156H262V157H263ZM80 157H81V156H80ZM86 157H87V156H86ZM219 157H220V156H219ZM229 157H231V156H229ZM232 157H233V156H232ZM241 157H242V156H241ZM249 157H248V158H249ZM254 157H255V156H254ZM259 157H261V155H260ZM259 157H257V158H259ZM46 158H47V157H46ZM222 158H223V157H222ZM49 159H50V158H49ZM93 159H94V158H93ZM102 159H103V158H102ZM175 159H176V158H175ZM243 159H244V158H243ZM249 159H250V158H249ZM263 159H264V158H263ZM86 160H87V159H86ZM159 160H160V159H159ZM184 160H185V159H184ZM188 160H189V158H188ZM188 160H187V161H188ZM254 160H255V159H254ZM258 160H259V159H258ZM12 161H13V160H12ZM12 161H11V162H12ZM46 161H47V160H46ZM106 161H107V160H106ZM170 161H171V160H170ZM218 161H219V160H218ZM251 161H252V159H251ZM259 161H260V160H259ZM259 161H258V162H259ZM262 161H264V160H262ZM15 162H16V161H15ZM23 162H24V161H23ZM42 162H43V161H42ZM189 162H190V161H189ZM223 162H224V161H223ZM249 162H250V161H249ZM16 163H18V162H16ZM75 163H76V162H75ZM177 163H178V162H177ZM186 163H188V162H186ZM192 163H193V162H192ZM27 164H28V163H27ZM41 164H42V163H41ZM79 164H80V163H79ZM161 164H162V162H161ZM181 164H182V163H181ZM219 164H220V163H219ZM248 164H250V163H248ZM248 164H247V165H248ZM256 164H257V163H256ZM262 164H263V163H262ZM20 165H21V164H20ZM45 165H46V164H45ZM45 165H44V166H45ZM47 165H48V164H47ZM90 165H91V163H90ZM170 165H171V164H170ZM184 165H185V164H184ZM193 165H194V163H193ZM53 166H54V165H53ZM70 166H71V165H70ZM238 166H240V165H238ZM238 166H237V167H238ZM10 167H11V166H10ZM21 167H22V166H21ZM28 167H29V166H28ZM42 167H43V166H42ZM46 167H47V166H46ZM46 167H45V169H46ZM63 167H64V166H63ZM115 167H116V166H115ZM158 167H159V166H158ZM191 167H192V164H191V166H190V169H191ZM218 167H219V166H218ZM230 167H232V166H227L226 169L229 171V170H230ZM246 167H249V166H246ZM255 167H256V166H255ZM258 167H259V166H258ZM40 168H41V167H40ZM50 168H51V167H50ZM60 168H61V167H60ZM83 168H84V167H83ZM91 168H92V167H91ZM109 168H110V167H109ZM165 168H166V167H165ZM187 168H188V166H187ZM244 168H245V167H244ZM249 168H250V167H249ZM259 168H260V167H259ZM31 169H32V168H31ZM41 169H42V168H41ZM63 169H64V168H63ZM105 169H106V168H105ZM112 169H113V168H112ZM112 169H111V170H112ZM183 169H184V168H183ZM220 169H221V168H220ZM242 169H243V168H242ZM242 169H241V170H242ZM260 169H261V168H260ZM6 170H7V169H6ZM9 170H10V169H9ZM59 170H60V169H59ZM83 170H84V169H83ZM184 170H185V169H184ZM187 170H188V169H187ZM187 170H186V171H187ZM194 170H196V167H195ZM250 170H251V168H250ZM46 171H47V170H46ZM54 171H55V170H54ZM72 171H73V170H72ZM223 171L226 172L225 169H223ZM253 171H254V170H253ZM257 171H258V170L256 169V172H257ZM2 172H3V171H2ZM7 172H8V171H7ZM30 172H31V171H30ZM32 172H33V171H32ZM34 172H35V171H34ZM60 172H61V171H60ZM68 172H70V171H68ZM173 172H174V171H173ZM224 172H223V173H224ZM81 173H82V172H81ZM147 173H148V172H147ZM175 173H176V172H175ZM195 173H196V172H195ZM246 173H247V172H246ZM249 173H251V172H249ZM252 173H253V172H252ZM259 173H260V171H259ZM259 173H258V174H259ZM41 174H42V173H41ZM104 174H106V173H104ZM238 174H240V173H238ZM247 174H248V173H247ZM261 174H262V173H261ZM8 175H9V174H8ZM22 175H23V174H22ZM35 175H36V174H35ZM147 175H148V174H147ZM168 175H170V174H168ZM195 175H196V174H195ZM251 175H252V174H251ZM253 175H254V173H253ZM31 176H32V175H31ZM92 176H93V175H92ZM102 176H103V175H102ZM188 176H189V175H188ZM257 176H258V175H257ZM260 176H261V175H260ZM64 177H65V176H64ZM78 177H79V176H78ZM108 177H109V176H108ZM148 177H149V176H148ZM192 177H193V176H192ZM253 177H254V176H253ZM30 178H31V177H30ZM72 178H73V177H72ZM80 178H81V177H80ZM99 178H100V177H99ZM115 178H116V177H115ZM199 178H200V177H199ZM201 178H203V177L201 176ZM251 178H252V177H251ZM254 178H255V177H254ZM254 178H253V179H254ZM256 178H257V177H256ZM260 178H261V177H260ZM45 179H46V178H45ZM74 179H75V178H74ZM85 179H86V178H85ZM91 179H92V178H91ZM93 179H94V177H93ZM236 179H237V178H236ZM242 179H243V178H242ZM246 179H247V178H246ZM262 179H263V178H262ZM95 180H96V179H95ZM115 180H116V179H115ZM234 180H235V179H234ZM251 180H252V179H251ZM83 181H84V180H83ZM107 181H108V180H107ZM200 181H201V180H200ZM246 181H247V180H246ZM77 182H78V181H77ZM205 182H206V180H205ZM244 182H245V181H244ZM251 182H252V181H251ZM261 182H262V181H261ZM56 183H57V182H56ZM121 183H122V182H121ZM181 183H182V182H181ZM184 183H185V182H184ZM199 183L201 184V182H199ZM229 183H230V182H229ZM239 183H240V181H239ZM241 183H242V182H241ZM241 183H240V184H241ZM254 183H255V182H254ZM91 184H92V183H91ZM110 184H111V183H110ZM196 184H197V183H196ZM227 184H228V183H227ZM240 184H239V185H240ZM245 184H246V183H245ZM98 185H99V184H98ZM98 185H97V186H98ZM206 185H207V184H206ZM234 185H235V184H234ZM242 185H243V183H242ZM260 185H261V184H260ZM75 186H76V185H75ZM87 186H88V185H87ZM116 186H117V185H116ZM122 186H123V185H122ZM122 186H121V187H122ZM173 186H174V185H173ZM195 186H197V185H194V187H195ZM203 186H204V185H203ZM218 186H219V185H218ZM221 186H222V185H221ZM246 186H247V185H246ZM33 187H34V186H33ZM83 187H84V186H83ZM153 187H155V185H154ZM194 187H193V188H194ZM258 187H259V186H258ZM263 187H264V186H263ZM0 188H1V187H0ZM171 188H173V187H171ZM195 188H196V187H195ZM198 188H200V187L198 186L197 189H198ZM202 188H204V187H201V189H202ZM206 188H207V187L205 186V189H206ZM208 188H209V187H208ZM249 188H250V186H249ZM249 188H248V189H249ZM260 188H261V187H260ZM9 189H10V188H9ZM50 189H51V188H50ZM95 189H96V188H95ZM99 189H100V188H99ZM118 189H119V188H118ZM129 189H130V188H129ZM131 189H132V188H131ZM157 189H158V188H157ZM157 189H155V190H157ZM191 189H192V188H191ZM242 189H243V188H242ZM251 189H252V188H251ZM251 189H250V190H251ZM254 189H255V188H253L252 190H254ZM263 189H264V188H263ZM33 190H34V189H33ZM160 190H162V189L160 188ZM160 190H159V191H160ZM170 190H171V189H170ZM214 190H215V189H214ZM5 191H6V190H5ZM48 191H49V190H48ZM102 191H103V190H102ZM106 191H107V190H106ZM153 191H154V189H153ZM188 191L191 192L192 190H191V191L188 190ZM194 191H195V189H194ZM221 191H222V190H221ZM256 191H257V190H256ZM108 192H109V191H108ZM156 192H157V191H156ZM197 192H199V191H197ZM200 192H201V190H200ZM249 192H250V191H249ZM16 193H17V192H16ZM151 193H152V192H150V194H151ZM160 193H162V192L160 191ZM195 193H196V192H195ZM14 194H15V193H14ZM73 194H74V193H73ZM148 194H149V193H148ZM174 194H175V193H174ZM174 194H173V195H174ZM196 194H198V193H196ZM229 194H230V193H229ZM117 195H118V194H117ZM122 195H123V193H122ZM124 195H125V194H124ZM154 195H156V194H154ZM177 195H178V194H177ZM193 195H194V193H193ZM202 195H203V194H202ZM21 196H22V195H21ZM58 196H59V195H58ZM78 196H79V195H78ZM80 196H81V195H80ZM97 196H98V195H97ZM109 196H110V195H109ZM135 196H136V195H135ZM158 196H159V195H158V193H157V197H158ZM170 196H171V195H170ZM179 196H180V195H179ZM179 196H178V198H179ZM189 196H190V195H189ZM210 196H211V195H210ZM17 197H18V196H17ZM60 197H61V196H60ZM70 197H71V196H70ZM138 197H139V196H138ZM150 197H151V196H150ZM153 197H155V196H153ZM196 197H197V196H196ZM199 197H200V196H199ZM204 197H205V196H204ZM252 197H253V196H252ZM121 198H122V197H120V199H121ZM158 198H159V197H158ZM158 198H157V200H158ZM170 198H171V197H170ZM190 198H191V197H190ZM193 198H195V197H193ZM200 198H201V197H200ZM249 198H250V197H249ZM116 199H117V198H116ZM133 199H134V198H133ZM140 199H142V198L140 197ZM145 199H146V198H145ZM149 199H150V198H149ZM175 199H176V198H175ZM175 199H174V200H175ZM208 199H209V198H208ZM71 200H74V199H71ZM87 200H88V199H87ZM90 200H91V199H90ZM99 200H100V199H99ZM122 200H123V198H122ZM159 200H160V199H159ZM168 200H169V199H168ZM200 200H201V199H200ZM209 200H210V199H209ZM250 200H251V198H250ZM3 201H4V200H3ZM108 201H109V200H108ZM115 201H116V200H115ZM140 201H141V200H140ZM143 201H144V200H143ZM148 201H150V200H148ZM203 201H204V199H203ZM242 201H243V200H242ZM257 201H258V200H257ZM4 202H5V201H4ZM67 202H68V200H67ZM72 202H73V201H72ZM102 202H103V201H102ZM137 202H138V201H137ZM150 202H151V201H150ZM167 202H168V201H166L165 203L167 204ZM174 202H175V201H174ZM196 202H197V201H196ZM199 202H200V201H199ZM231 202H232V201H231ZM231 202H230V203H231ZM234 202H235V201H234ZM90 203H91V202H90ZM94 203H95V202H93V205H94ZM111 203H112V202H111ZM117 203L120 204V202H117ZM125 203H126V202H125ZM128 203H129V202H128ZM142 203H143V202H142ZM172 203H173V201H172ZM178 203H179V202H177V204H178ZM194 203H195V202H194ZM239 203H240V202H239ZM259 203H260V202H259ZM261 203H262V202H261ZM25 204H26V203H25ZM88 204H89V203H88ZM148 204H149V202H148ZM168 204H169V202H168ZM175 204H176V202H175ZM175 204H173V206H174ZM198 204H199V203H198ZM211 204H212V203H211ZM231 204H232V203H231ZM256 204H258V203H256ZM72 205H73V204H72ZM86 205H87V204H86ZM130 205H131V204H130ZM146 205H147V204H146ZM149 205H151V204H149ZM154 205H155V204H154ZM169 205H170V204H169ZM193 205H194V204H193ZM206 205L208 206V204H206ZM218 205H219V204H218ZM70 206H71V205H70ZM82 206H83V204H82ZM100 206H101V205H100ZM100 206H99V207H100ZM103 206H104V205H103ZM108 206H110V205L108 204ZM121 206H122V205H121ZM135 206H136V205H135ZM138 206H141V202H140V205H138ZM163 206H164V205H163ZM166 206H167V205H166ZM177 206H179V205H177ZM196 206H197V205H196ZM224 206H225V205H224ZM97 207H98V206H97ZM160 207H161V206H160ZM160 207H159V208H160ZM170 207H171V205H170ZM258 207H259V206H258ZM21 208H22V207H21ZM79 208H80V207H79ZM84 208H85V207H84ZM107 208H109V207H107ZM113 208H114V207H113ZM140 208H141V207H139V209H140ZM154 208L156 209V207H154ZM173 208H175V207H173ZM198 208H199V207H198ZM201 208H202V207H201ZM203 208H204V207H203ZM259 208H261V207H259ZM17 209H19V208H17ZM90 209H91V208H90ZM109 209H111V207H110ZM119 209H120V208H119ZM119 209H118L117 211H120ZM132 209H133V208H132ZM134 209H135V208H134ZM146 209H147V208H145V210H146ZM150 209H151V208H150ZM162 209H163V208H162ZM176 209H177V208H176ZM205 209H206V208H205ZM223 209H224V208H223ZM250 209H251V208H250ZM250 209H249V210H250ZM80 210H82V209H80ZM93 210H94V209H93ZM93 210H92V211H93ZM114 210H116V209H114ZM114 210H113V211H114ZM123 210H124V209H123ZM126 210H128V209H126ZM152 210H154V209L152 208ZM156 210H157V209H156ZM159 210H160V209H159ZM164 210H165V209H164ZM173 210H174V209H173ZM177 210H179V209H177ZM195 210H196V209H195ZM203 210H204V209H203ZM207 210H208V209H207ZM220 210H221V209H220ZM258 210H259V209H258ZM86 211H87V210H86ZM111 211H112V210H111ZM130 211H131V210H130ZM139 211H140V210H139ZM183 211H184V210H183ZM231 211H232V210H231ZM108 212H109V211H108ZM114 212H115V211H114ZM134 212H135V211H134ZM134 212H133V213H134ZM163 212H165V211H163ZM167 212H169V211H167ZM198 212H199V210H198ZM201 212H202V211H201ZM204 212H205V211H204ZM220 212H221V211H220ZM259 212H260V211H259ZM80 213H82V212H80ZM83 213H85V212H83ZM87 213H88V211H87ZM121 213H122V212H121ZM121 213H120V214H121ZM148 213H149V212H148ZM160 213H161V212H160ZM170 213H172V212L170 211ZM189 213H190V211H189ZM191 213H193V212H191ZM199 213H200V212H199ZM211 213H213V212H211ZM94 214H95V213H94ZM125 214H126V213H125ZM154 214H155V213H154ZM175 214H177V213H175ZM194 214H195V213H194ZM194 214H193V215H194ZM206 214H207V212H206ZM233 214H234V213H233ZM255 214H256V213H255ZM67 215H68V214H67ZM80 215H81V214H80ZM89 215H90V214H89ZM91 215H92V214H91ZM114 215H115V214H114ZM147 215H148V214L146 213V216H147ZM161 215H163V213H161ZM168 215H169V214H168ZM183 215H184V214H183ZM218 215H219V214H218ZM223 215H224V214H223ZM234 215H236V214H234ZM257 215L259 216V214H257ZM12 216H13V215H12ZM82 216H83V215H82ZM85 216H86V215H85ZM116 216H118V215L116 214ZM148 216H149V215H148ZM163 216H165V215H163ZM227 216H228V215H227ZM227 216H226V217H227ZM245 216H246V215H245ZM75 217H76V216H75ZM79 217H80V216H79ZM87 217H88V216H87ZM99 217H100V216H99ZM99 217H98V218H99ZM124 217H125V216H124ZM131 217H132V215H131ZM140 217H141V216H140ZM150 217H151V215H150ZM159 217H160V216H159ZM166 217H167V216H166ZM166 217H165V218H166ZM184 217H185V215H184ZM189 217H190V216H189ZM198 217H200V216H198ZM11 218H12V217H11ZM77 218H78V216H77ZM88 218H89V217H88ZM151 218H152V217H151ZM162 218H163V217H162ZM162 218H161V219H162ZM165 218H164V219H165ZM167 218H168V217H167ZM185 218H187V217H185ZM191 218H192V216H191ZM213 218H214V217H213ZM80 219H81V218H80ZM83 219H84V217H83ZM85 219H86V218H85ZM85 219H84V220H85ZM110 219H111V218H110ZM114 219H115V218H114ZM117 219H118V217H117ZM119 219H120V218H119ZM122 219H123V218H122ZM124 219H125V218H124ZM152 219H153V218H152ZM154 219H155V218H154ZM181 219H183V217H182ZM248 219H249V218H248ZM78 220H79V219H78ZM84 220H83V221H84ZM88 220H89V219H88ZM102 220H103V219H102ZM128 220H129V219H128ZM186 220H187V219H186ZM203 220H204V219H203ZM230 220H231V219H230ZM244 220H245V219H244ZM262 220H263V219H262ZM113 221H115V220H113ZM146 221H147V220H146ZM182 221H183V220H182ZM184 221H185V220H184ZM222 221H223V220H222ZM91 222H92V220H91ZM116 222H117V221H116ZM165 222H166V221H165ZM199 222H200V221H199ZM223 222H224V221H223ZM68 223H69V222H68ZM81 223H82V222H81ZM81 223H80V224H81ZM87 223H88V222H87ZM154 223H156V222H154ZM172 223H174V222H172ZM200 223H201V222H200ZM219 223H220V222H219ZM76 224H77V223H76ZM85 224H86V223H85ZM94 224H95V223H94ZM122 224H123V223H122ZM161 224H163V223L161 222V223H160V226H161ZM181 224H182V223H181ZM183 224H184V223H183ZM196 224H198V223H196ZM225 224H226V223H225ZM233 224H234V223H233ZM261 224H262V223H261ZM82 225H83V224H82ZM114 225H115V224H114ZM125 225H126V224H125ZM141 225H142V224H141ZM212 225H213V224H212ZM258 225H259V224H258ZM73 226H75V225H72V227H73ZM86 226H87V225H86ZM92 226H93V225H92ZM179 226H180V225H179ZM220 226H221V224H220ZM232 226H233V225H232ZM90 227H91V226H90ZM116 227H117V226H116ZM147 227H148V226H147ZM228 227H229V226H228ZM228 227H227V228H228ZM258 227H259V226H258ZM262 227H263V226H262ZM262 227H261V228H262ZM75 228H76V227H74V229H75ZM86 228H89V227H86ZM86 228H85V229H86ZM104 228H105V227H104ZM153 228H154V226H153ZM175 228H177V227L175 226ZM175 228H173V229H175ZM225 228H226V227H225ZM256 228H257V226H256ZM85 229H83V230H85ZM138 229H139V228H138ZM150 229H151V228H150ZM150 229H149V230H150ZM169 229H170V228H169ZM178 229H179V228H178ZM185 229H186V228H185ZM222 229H223V228H222ZM230 229H231V228H230ZM235 229H236V228H235ZM262 229H263V228H262ZM72 230H73V229H72ZM79 230H80V229H79ZM170 230H172V229H170ZM183 230H184V229H183ZM183 230H182V231H183ZM211 230H212V229H211ZM225 230H226V229H225ZM255 230H257V229H255ZM259 230H260V228H259ZM85 231H86V230H85ZM121 231H122V229H121ZM159 231L161 232V230H159ZM203 231H204V230H203ZM47 232H48V231H47ZM70 232H71V231H70ZM75 232H76V231H75ZM75 232H74V233H75ZM80 232H81V231H80ZM83 232H84V231H83ZM103 232H104V231H103ZM147 232H148V231H147ZM155 232H156V231H155ZM168 232H169V231H168ZM216 232H217V231H216ZM49 233H50V232H49ZM74 233H73V234H74ZM106 233H107V232H105V234H106ZM145 233H146V232H145ZM153 233H154V231H153ZM169 233H170V232H169ZM218 233H219V232H218ZM225 233H226V232H225ZM256 233H257V232H256ZM263 233H264V232H263ZM84 234H85V233H84ZM92 234H93V233H92ZM164 234H165V233H164ZM167 234H168V233H167ZM167 234H166V235H167ZM184 234H185V233H184ZM190 234H191V233H190ZM216 234H217V233H216ZM216 234H215V235H216ZM47 235H48V234H47ZM95 235H96V234H95ZM115 235H116V234H115ZM121 235H122V234H121ZM124 235H125V234H124ZM135 235H136V234H135ZM153 235H154V234H153ZM187 235H188V234H187ZM258 235H260V234L258 233ZM262 235H263V234H261V236H262ZM36 236H37V235H36ZM43 236H44V235H43ZM78 236H79V235H78ZM85 236H86V235H85ZM112 236H113V235H112ZM131 236H132V235H131ZM133 236H134V234H133ZM136 236H137V235H136ZM156 236H157V235H156ZM158 236H160V235L158 234ZM161 236H162V235H161ZM181 236H182V235H181ZM184 236H185V235H184ZM196 236H197V235H196ZM202 236H203V235H202ZM39 237H40V235H39ZM61 237H63V235H62ZM82 237H83V235H82ZM121 237H122V236H121ZM137 237H138V236H137ZM137 237H136V238H137ZM209 237H210V236H209ZM252 237H253V236H252ZM258 237H259V236H258ZM258 237H257V238H258ZM263 237H264V235H263ZM37 238H38V236H37ZM37 238H33V241H37ZM47 238H48V237H46V239H47ZM91 238H92V236H91ZM164 238H165V236H164ZM192 238H193V237H192ZM213 238H214V237H213ZM260 238H261V237H260ZM43 239H44V237H43ZM46 239H45V240H46ZM50 239H51V238H50ZM52 239H53V238H52ZM52 239H51V240H52ZM77 239H78V237H77ZM101 239H102V238H101ZM104 239H105V237H104ZM125 239H126V238H125ZM125 239H124V240H125ZM155 239H157V238H155ZM179 239H180V238H179ZM188 239H189V238H188ZM254 239H255V236H254ZM55 240H56V238H55ZM57 240H58V239H57ZM57 240H56V242H58ZM81 240H82V239H81ZM98 240H99V238H98ZM109 240H111V239H109ZM115 240H116V239H115ZM124 240H123V241H124ZM132 240H134L133 237H132ZM149 240H150V238H149ZM153 240H154V239H153ZM163 240H164V239H163ZM192 240H193V239H192ZM259 240H260V239H259ZM261 240H262V239H261ZM263 240H264V239H263ZM263 240H262V243H263ZM77 241H79V240H77ZM105 241H106V239H105ZM142 241H143V239H142ZM144 241H145V240H144ZM147 241H148V240H147ZM41 242H42V240H41ZM43 242H45V241H43ZM48 242H49V240H48ZM69 242H70V240H69ZM84 242H85V241H84ZM100 242H101V240H100ZM119 242H120V241H119ZM136 242H137V241H136ZM136 242H135V243H136ZM149 242H150V241H149ZM158 242H159V240H158ZM195 242H196V241H195ZM197 242H198V241H197ZM208 242H209V241H208ZM220 242H221V241H220ZM53 243H54V242H53ZM64 243H65V242H64ZM76 243H77V242H76ZM76 243H75V244H76ZM85 243H86V242H85ZM131 243H132V242H131ZM135 243H134V245L136 246ZM138 243H139V242H138ZM140 243H141V242H140ZM145 243H146V242H145ZM156 243H157V241H155V244H156ZM193 243H194V242H193ZM198 243H200V242H198ZM209 243H210V242H209ZM46 244H48V243L45 242V245H46ZM80 244H82V242H81ZM105 244H106V243H105ZM105 244H104V245H105ZM117 244H118V243H117ZM155 244H154V245H155ZM160 244H161V243H160ZM195 244H196V243H195ZM213 244H214V243H213ZM228 244H229V243H228ZM250 244H251V243H250ZM258 244H259V243H258ZM55 245H57V243H55ZM55 245H53L52 248H48V247L45 246L46 249H45L44 254H45L46 258L49 260V262H50L51 260H53V258H55V256L60 255V253L63 254L62 250H63L64 247H63V246L61 247V246L59 245V246H60V248H59L58 245H57V246H55ZM62 245H63V244H62ZM86 245H87V244H86ZM92 245H93V244H92ZM97 245H98V244H97ZM108 245H110V244H108ZM111 245H112V243H111ZM113 245H114V244H113ZM118 245H119V244H118ZM130 245H131V244H130ZM142 245H143V244H142ZM145 245H146V244H145ZM198 245H199V244H198ZM205 245L209 246L208 244H205ZM241 245H242V244H241ZM64 246H65V245H64ZM74 246H75V245H74ZM82 246H83V245H82ZM131 246H132V245H131ZM192 246H193V244H192ZM214 246H215V245H214ZM233 246H234V245H233ZM50 247H51V246H50ZM71 247H72V246H71ZM78 247H79V246H78ZM84 247H85V245H84ZM109 247H110V246H109ZM129 247H130V246H129ZM137 247H138V246H137ZM140 247H141V246H140ZM210 247H211V246H210ZM249 247H250V246H249ZM256 247H257V246H256ZM65 248H66V247H65ZM65 248H64V249H65ZM79 248H80V247H79ZM81 248H82V247H81ZM144 248H146V247H144ZM144 248H143V249H144ZM161 248H162V247H161ZM172 248H173V247H172ZM176 248H177V247H176ZM190 248H192V247H190ZM196 248H197V247H196ZM208 248H209V247H208ZM212 248H213V247H212ZM233 248H234V247H233ZM237 248H238V247H237ZM237 248H236V249H237ZM261 248H262V247H261ZM61 249H62V250H61ZM68 249H69V248H68ZM72 249H73V248H72ZM76 249H77V248H76ZM85 249H86V248H85ZM109 249H110V248H109ZM133 249H134V248H133ZM154 249H155V248H154ZM159 249H160V248H159ZM170 249H171V248H170ZM178 249H179V246H178ZM200 249H201V248H200ZM200 249H199V250H200ZM230 249H231V248H230ZM236 249H235V250H236ZM66 250H67V249H66ZM98 250H100V249L98 248ZM145 250H146V249H145ZM162 250H163V249H162ZM167 250H168V249H167ZM173 250H174V249H173ZM192 250H193V249H192ZM211 250H212V249H211ZM257 250H258V249H257ZM67 251H68V250H67ZM83 251H84V250H83ZM83 251H81V252H83ZM102 251H103V250H102ZM111 251H112V250H111ZM121 251H122V250H121ZM141 251H143V250H141ZM155 251H156V250H155ZM169 251H170V250H169ZM189 251H190V250H189ZM208 251H209V250H208ZM228 251H229V250H228ZM65 252H66V251H64V253H65ZM69 252H70V251H69ZM73 252H74V251H73ZM94 252H95V251H94ZM122 252H124V250H123ZM130 252H131V250L129 251V253H130ZM153 252H154V251H153ZM159 252H160V250H159ZM177 252H179V251H177ZM180 252H181V250H180ZM182 252H183V251H182ZM186 252H188V251H186ZM193 252H194V251H193ZM200 252H202V251H200ZM209 252H210V251H209ZM219 252H220V251H219ZM66 253H67V252H66ZM140 253H141V252H140ZM140 253H139V254H140ZM174 253H175V252H174ZM183 253H184V252H183ZM183 253H181V254H183ZM197 253H198V252H197ZM203 253H204V252H203ZM207 253H208V252H207ZM214 253H215V252H214ZM245 253H246V252H245ZM263 253H264V252H263ZM84 254H85V253H84ZM84 254H83V255H84ZM97 254H98V253H97ZM114 254H115V253H114ZM151 254H152V251H151ZM153 254H154V253H153ZM156 254H157V253H156ZM156 254H155V255H156ZM159 254H160V253H159ZM161 254H162V253H161ZM164 254H165V253H164ZM169 254H170V252H169ZM190 254H191V252H190ZM234 254H235V253H234ZM234 254H233V255H234ZM74 255L77 256L78 254H77V255L74 254ZM80 255H81V254H80ZM125 255H126V253H125ZM131 255H132V253H131ZM172 255H173V254H172ZM175 255H176V254H175ZM177 255H178V253H177ZM185 255H186V254H185ZM187 255H189V254H187ZM193 255H195V254H193ZM198 255L200 256V254H198ZM205 255H207V254H205ZM260 255H261V254H260ZM68 256H70V255H68ZM97 256H98V255H97ZM107 256H108V255H107ZM118 256H119V255H118ZM128 256H129V255H128ZM132 256H133V255H132ZM141 256H142V255H141ZM144 256H145V254H144ZM170 256H171V255H170ZM183 256H184V255H183ZM195 256H196V255H195ZM215 256H216V255H215ZM220 256H221V253H220ZM229 256H230V255H229ZM236 256H237V253H236ZM246 256H247V255H246ZM77 257H78V256H77ZM83 257H85V256H83ZM88 257H89V256H88ZM114 257H116V256H114ZM126 257H127V256H126ZM133 257H134V256H133ZM148 257H150V256H148ZM156 257H157V256H155V259H157ZM186 257H188V256H186ZM192 257H193V256H192ZM225 257H227V253H226V256H225ZM252 257H253V256H252ZM252 257H251V258H252ZM94 258H95V256H94ZM102 258H103V256H102ZM109 258H110V255H109ZM128 258H129V257H128ZM135 258H137V257H135ZM144 258H145V257H144ZM144 258H143V259H144ZM167 258H168V255H167ZM172 258H174V257H172ZM184 258H185V256H184ZM197 258H198V257H197ZM200 258H201V257H200ZM200 258H199L198 260H200ZM213 258L216 259V257H213ZM219 258H220V257H219ZM219 258H218V259H219ZM257 258H258V257H257ZM69 259H70V257H69ZM74 259H75V258H74ZM82 259H83V258H80L78 262H77V260H74V261H76L75 264H83V263L81 262ZM113 259H114V258H113ZM139 259H140V258H139ZM148 259H149V258H148ZM155 259H153V260H155ZM165 259H166V258H165ZM170 259H171V258H170ZM174 259H175V258H174ZM181 259H182V258H181ZM181 259H178V260H181ZM189 259H191V258L189 257ZM193 259H194V258H193ZM195 259H196V258H195ZM229 259H230V257H229ZM229 259H228V260H229ZM234 259H235V257H234ZM253 259H254V258H253ZM55 260H56V259H55ZM84 260H85V259H84ZM95 260H96V258H95ZM100 260H101V259H100ZM110 260H111V259H110ZM115 260H116V259H115ZM135 260H136V259H134V261H135ZM145 260H146V259H145ZM150 260H152V258H151ZM153 260H152V261H153ZM158 260H159V259H158ZM176 260H177V259H176ZM187 260H188V259H187ZM237 260H238V259H237ZM261 260H262V259H261ZM70 261H71V260H70ZM90 261H91V259H90ZM113 261H114V260H113ZM128 261H129V260H128ZM130 261H131V259H130ZM146 261H148V260H146ZM156 261H157V260H156ZM162 261H163V260H162ZM168 261H169V260H168ZM168 261H167V262H168ZM171 261H172V260H171ZM183 261H184V259H183ZM183 261H181V262H183ZM191 261H192V260H191ZM194 261H195V260H194ZM214 261H215V260H213V262H214ZM231 261H232V260H231ZM243 261H244V260H243ZM243 261H242V262H243ZM71 262H72V261H71ZM153 262H155V261H153ZM163 262L165 263V261H163ZM167 262H166V264H168ZM173 262H174V261H173ZM173 262H172V263H173ZM178 262H179V261H178ZM211 262H212V261H211ZM215 262L217 263V261H215ZM222 262H223V261H222ZM234 262L236 263L237 261H234ZM254 262H255V260H254ZM50 263H53V262L51 261ZM98 263H99V261H98ZM98 263H97V264H98ZM100 263H101V262H100ZM109 263H112V262H109ZM109 263H108V264H109ZM170 263H171V262H170ZM219 263H220V262H219V260H218V264H219ZM223 263H224V262H223ZM223 263H222V264H223ZM226 263H227V262H226ZM231 263H232V262H231ZM248 263H249V262H248ZM92 264H93V263H92ZM95 264H96V262H95ZM114 264H116V263L114 262ZM126 264H127V263H126ZM146 264H147V263H146ZM162 264H163V263H162ZM175 264H176V261H175ZM177 264H178V263H177ZM180 264H181V263H180ZM186 264H189V263L186 262ZM194 264H195V263H194ZM196 264H197V262H196ZM232 264H233V263H232ZM237 264H238V263H237ZM239 264H240V263H239ZM245 264H246V263H245ZM250 264H251V263H250Z\"/></svg>",
	"mask_w": 264,
	"mask_h": 264
}]
</instances>
